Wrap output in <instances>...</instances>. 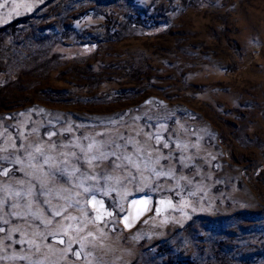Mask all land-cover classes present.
Returning a JSON list of instances; mask_svg holds the SVG:
<instances>
[{
    "label": "rangeland",
    "instance_id": "1",
    "mask_svg": "<svg viewBox=\"0 0 264 264\" xmlns=\"http://www.w3.org/2000/svg\"><path fill=\"white\" fill-rule=\"evenodd\" d=\"M0 229V264H264V0H0Z\"/></svg>",
    "mask_w": 264,
    "mask_h": 264
},
{
    "label": "snow or ice",
    "instance_id": "2",
    "mask_svg": "<svg viewBox=\"0 0 264 264\" xmlns=\"http://www.w3.org/2000/svg\"><path fill=\"white\" fill-rule=\"evenodd\" d=\"M91 147H92V145H89V150L91 149ZM36 150L39 151L40 149L37 148ZM92 159H96V157H92ZM44 162L47 163V159H46ZM90 162H91V161H89V163H90ZM3 174H4V175H7V170H6V169L4 170ZM156 175H159V173H156ZM84 190H85L86 192L89 191L88 188H85ZM92 199L95 200V193L93 194ZM97 203H100L101 205L103 204L102 201H98ZM131 203H132L133 205H135V204L138 203V202H137V201H132ZM57 215H59V213H57ZM2 230H3V229H0V231H2ZM61 242H62V241H61ZM69 247H70V245H69ZM75 254L78 255V253H75Z\"/></svg>",
    "mask_w": 264,
    "mask_h": 264
},
{
    "label": "bare ground",
    "instance_id": "3",
    "mask_svg": "<svg viewBox=\"0 0 264 264\" xmlns=\"http://www.w3.org/2000/svg\"><path fill=\"white\" fill-rule=\"evenodd\" d=\"M147 207H148V206L145 205V204L140 205L139 208H138V210H137V213L140 214V215H142V216L145 215L144 213H146L147 210H148ZM148 211H149V210H148Z\"/></svg>",
    "mask_w": 264,
    "mask_h": 264
}]
</instances>
